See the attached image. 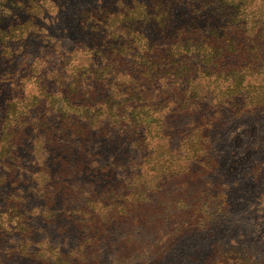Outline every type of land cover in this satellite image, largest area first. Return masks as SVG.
Instances as JSON below:
<instances>
[{"label": "rangeland", "instance_id": "374dc122", "mask_svg": "<svg viewBox=\"0 0 264 264\" xmlns=\"http://www.w3.org/2000/svg\"><path fill=\"white\" fill-rule=\"evenodd\" d=\"M118 1L0 0V156L9 129L14 126L18 131L29 120L27 136L13 161L9 158L12 167L0 162V264H44L21 254L24 237L13 226L15 219L7 217L17 203L10 199L14 189L28 191V216L36 213L30 221L33 237L25 239L29 249L35 242L45 241L41 227L49 229L61 251L68 252L78 244L75 235L60 236L62 214L55 212L54 218L41 215L42 192L49 188L59 164L54 163L51 144L34 130L37 124L33 122L44 113L42 108L38 111L37 98L51 95L48 99L55 105L62 104L61 90H67L70 75L103 65L97 28L107 22V14L100 7L117 9ZM130 1L120 0L126 5ZM152 1L139 0L147 9ZM162 1L175 9L170 30L179 24L186 30L198 1ZM245 11L248 24L264 20V0H255ZM147 21L139 29L143 42L164 45L168 39ZM143 42L135 47L134 41L129 42L119 62V79L132 81L142 73L137 50ZM198 86L206 92L199 109L196 100L189 106L183 103L184 109L178 108L180 103H174L177 108L169 103L160 111L157 105L155 113L162 123L149 133V145L142 151L134 139L124 145V159H134L127 170L136 172L134 180L140 175L147 179L151 204L130 225L120 226L119 242L130 231L134 239L141 240L139 246L150 248L131 264H264V68L251 71L239 87L231 86L227 101L226 82L218 95L214 86L204 88L202 81ZM181 92L177 91L178 102L187 100ZM216 96L224 102L218 104ZM45 117L53 119L57 114L50 109ZM105 149L110 150L109 145ZM60 204L57 201L53 208L58 210ZM80 249L85 248L78 246L74 254ZM113 250L102 247L100 264L112 261ZM71 261L79 264L74 256Z\"/></svg>", "mask_w": 264, "mask_h": 264}, {"label": "trees", "instance_id": "16d2710c", "mask_svg": "<svg viewBox=\"0 0 264 264\" xmlns=\"http://www.w3.org/2000/svg\"><path fill=\"white\" fill-rule=\"evenodd\" d=\"M197 1L188 28L179 24L173 31L168 24L173 21L175 9L162 0L150 2L149 9L139 0H131L128 5L119 0L117 9L100 7L107 14V22L97 28L102 38L99 49L103 65L78 69L85 72L70 75L67 90H61L62 104L55 105L53 99H48L51 95L37 98L38 111L42 108L44 113L33 122L38 126L34 130L51 144L54 163L59 164L49 188L42 192L45 203L41 215L54 218L55 212L62 214L60 236L75 235L78 244L68 252L61 251L51 240L49 229L41 227L45 241L35 242L29 249L25 239L33 237L30 221L36 213L28 216V191L14 189L10 199H17V203L11 206L7 217L15 219L13 226L24 237L19 245L22 255L44 264H76L71 261L73 256L79 264H100L101 249L107 246L114 248L109 264H131L150 250L144 244L139 246L141 240L134 239L130 231L121 242L118 240L120 226L130 225L136 215L151 205L147 179L140 175L134 180L136 172L127 170L134 159H124L125 143L134 139L140 151L145 149L154 125L162 123L155 113L157 105L160 111L169 103L184 109L183 103L189 106L196 100L199 109L200 98L206 93L198 89L201 81L204 88L214 86L217 95L223 92L219 87L226 82L227 101L231 86L239 87L251 71L264 68V53L260 56L264 50V20H251L248 24L245 11L255 0ZM152 14L153 21H147ZM143 21L152 22L168 39L164 45L159 41L143 42V33L139 32ZM131 41L135 42L134 47L138 42L144 43L137 50L142 73L132 81L118 78L119 62ZM180 89L187 96L184 102L176 101ZM219 98L216 96L218 104L224 102ZM50 109L57 117H45ZM28 123L29 120L21 123L18 131L13 126L3 137L0 162L5 161L8 167H12L9 158L13 161L18 145L27 136ZM93 127L98 128L95 133ZM107 145L110 150L105 149ZM57 201L61 204L55 210ZM158 234L162 238L163 231L159 229ZM78 246L85 249L74 254Z\"/></svg>", "mask_w": 264, "mask_h": 264}]
</instances>
